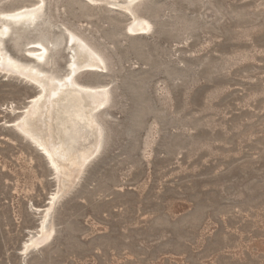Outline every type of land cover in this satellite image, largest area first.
<instances>
[{
  "label": "rangeland",
  "instance_id": "obj_1",
  "mask_svg": "<svg viewBox=\"0 0 264 264\" xmlns=\"http://www.w3.org/2000/svg\"><path fill=\"white\" fill-rule=\"evenodd\" d=\"M123 2L46 0L32 25L0 16L3 49L59 76L79 35L105 67L76 78L110 91L99 153L61 195L52 239L23 256L56 178L11 122L37 86L0 70V264H264V0ZM132 12L151 28L131 31ZM41 33L34 62L23 44Z\"/></svg>",
  "mask_w": 264,
  "mask_h": 264
},
{
  "label": "bare ground",
  "instance_id": "obj_2",
  "mask_svg": "<svg viewBox=\"0 0 264 264\" xmlns=\"http://www.w3.org/2000/svg\"><path fill=\"white\" fill-rule=\"evenodd\" d=\"M45 1L37 0L36 3L12 10H0V16L16 23L32 25L44 16ZM134 1L124 0L121 6L131 10ZM47 22L50 27L51 24ZM11 28L9 24L0 25V70L32 81L38 88V93L32 99L29 98L30 102H27L23 110L21 108L22 112L18 111L21 113L14 116L11 122L21 134L41 149L56 178L55 189L49 194L46 205H43L37 226L28 230L22 243V255L27 256L33 249H38L52 239L56 231L54 212L61 195L77 183L87 164L99 153L104 131L98 112L109 102L110 91L107 85L83 84L76 78L83 69H103L105 60L100 52L79 35L72 33L73 31L69 33L68 42L74 54L68 61L67 74L59 76L40 68L32 61L21 62L15 58L17 56L10 55L11 52L8 54L6 47L5 50L2 47V38L11 32ZM150 28L149 21L133 13L129 24L131 31L146 32ZM42 33L35 40L28 36L30 41L23 42L25 50L35 58L34 62H43L48 57L51 43L47 42L49 38H45ZM32 35L34 36L33 33Z\"/></svg>",
  "mask_w": 264,
  "mask_h": 264
}]
</instances>
